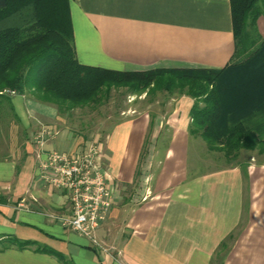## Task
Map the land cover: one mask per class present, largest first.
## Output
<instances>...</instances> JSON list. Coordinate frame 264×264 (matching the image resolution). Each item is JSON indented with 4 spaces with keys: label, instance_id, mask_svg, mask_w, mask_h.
<instances>
[{
    "label": "crops",
    "instance_id": "0c3cea01",
    "mask_svg": "<svg viewBox=\"0 0 264 264\" xmlns=\"http://www.w3.org/2000/svg\"><path fill=\"white\" fill-rule=\"evenodd\" d=\"M259 9L264 39V1ZM70 12L77 58L87 66L222 69L236 52L230 0H70ZM11 98L26 140L0 159V264H66L36 247H7L11 237L73 264H264V162L248 164V179L239 165L206 167L203 139L189 132L190 97L160 104L172 107L171 115L140 116L97 143L114 189L97 231L107 252L52 217H68L70 202L40 181L34 137L40 126L57 131L46 152H76L91 142L54 106ZM24 200L27 208H19Z\"/></svg>",
    "mask_w": 264,
    "mask_h": 264
},
{
    "label": "trees",
    "instance_id": "16d2710c",
    "mask_svg": "<svg viewBox=\"0 0 264 264\" xmlns=\"http://www.w3.org/2000/svg\"><path fill=\"white\" fill-rule=\"evenodd\" d=\"M259 1L230 0L236 52L222 69L117 71L79 62L70 0H0V105L4 98L12 104L11 92L29 93L64 116L77 107L102 106L114 89L123 87L185 95L194 100L190 134L222 152L229 164L237 163L248 179V164L240 162L242 151H264V39H256ZM7 21L12 25L4 26ZM14 245L36 247L73 264L33 241L9 238L6 246Z\"/></svg>",
    "mask_w": 264,
    "mask_h": 264
},
{
    "label": "rangeland",
    "instance_id": "374dc122",
    "mask_svg": "<svg viewBox=\"0 0 264 264\" xmlns=\"http://www.w3.org/2000/svg\"><path fill=\"white\" fill-rule=\"evenodd\" d=\"M263 0L258 3V8L261 6ZM261 12V16H262ZM258 21V20H257ZM4 26L12 25L11 21H7ZM250 26L249 31H253ZM257 31V22H256ZM254 36V34H253ZM257 43H260L263 39H260L258 32H256ZM242 58V59H241ZM239 61L244 60L243 56ZM27 96L31 95L26 93ZM13 96V95H12ZM185 95L181 94H169L163 91L144 93L131 92L127 88L114 89L109 96L108 101L102 106L91 107H77L64 114V118L67 119L70 127L74 130V133L80 137L85 138V142L104 143L105 137L110 135L114 128L119 125H125L135 118L140 116L153 118L155 115H171L172 107L162 108L160 104H165L174 99H180ZM188 97V96H187ZM32 98V97H31ZM12 102V99H11ZM154 105H150V104ZM12 104H10L7 98L2 99L0 105V159L1 157H9L10 151L22 150V145L26 140V133L21 124H19L14 110H12ZM39 123H36L38 126ZM155 125L150 123L146 133L145 149L151 147V135ZM46 128V127H44ZM41 130V126L38 128L37 133ZM33 133V134H34ZM89 138L91 139L89 141ZM94 139V140H93ZM93 140V141H92ZM206 150H203L204 155L201 157L202 162L206 164V167H213L214 165H236L229 164L222 152L212 151L209 149L208 143L202 140ZM85 144V143H84ZM16 145L18 147H16ZM86 145V144H85ZM201 147V146H200ZM199 147V148H200ZM203 148V147H202ZM141 159V163H146V159ZM192 162L196 160V157H191ZM260 160L264 162V151L260 153L259 149L253 151H242L240 162L249 164L252 160ZM145 160V161H144Z\"/></svg>",
    "mask_w": 264,
    "mask_h": 264
},
{
    "label": "built area",
    "instance_id": "2783aa9c",
    "mask_svg": "<svg viewBox=\"0 0 264 264\" xmlns=\"http://www.w3.org/2000/svg\"><path fill=\"white\" fill-rule=\"evenodd\" d=\"M57 134L51 127H42L34 137L40 181L66 195L70 202L68 217H52L107 252L97 239V231L111 211L114 189L112 175L102 162V149L92 142L76 152H46V144ZM19 208H27L25 200Z\"/></svg>",
    "mask_w": 264,
    "mask_h": 264
}]
</instances>
